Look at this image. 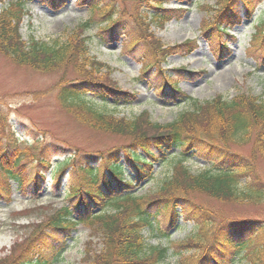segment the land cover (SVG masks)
Listing matches in <instances>:
<instances>
[{"label": "trees", "instance_id": "16d2710c", "mask_svg": "<svg viewBox=\"0 0 264 264\" xmlns=\"http://www.w3.org/2000/svg\"><path fill=\"white\" fill-rule=\"evenodd\" d=\"M81 1L91 7L89 19L64 41L45 42L23 38L25 0H0V54L18 67L60 75L51 87L34 92L33 100L55 93L60 108L76 122L128 142L98 156L77 149L57 161L51 169L56 187L68 177L63 204L29 226L0 264H55L57 233L79 225L90 234L85 264H264V219H235L196 200L201 195L223 204L264 205V174L259 168L264 160V98L241 92L231 99L219 95L204 103L195 100L191 109L168 123L152 121L148 111L132 119L117 116L108 110V98L117 104L130 103L135 97L121 89L107 64L91 55L90 37L85 34L93 25L102 43L117 41L122 33L133 44L148 40L156 55L142 72L156 66L162 92L169 85L181 98L186 95L166 74L162 62L169 54L191 52L195 41L163 47L149 31L154 22L162 25L178 17V10L164 7L168 0H127L129 7L123 11L117 5L120 0ZM242 1L250 16L261 0ZM238 2L216 0L203 30L226 32L228 20H238ZM125 17L138 29L132 36L120 31ZM259 41L264 43V20L252 36L254 46ZM261 49L264 52V46ZM14 134L7 114L0 111V197L6 201L11 200L12 181L26 193L32 185L42 184L52 165L50 147L40 138L21 148ZM245 146H250L248 158L232 150ZM189 153L204 158L208 165L192 171L185 163ZM174 154L178 156L170 159V175L155 190L139 195L143 182L154 178L156 165ZM123 157L132 174L125 173ZM178 208L194 228L186 239L175 241L170 232L179 226ZM152 237L156 244L149 243ZM170 256L177 258L174 263L166 261Z\"/></svg>", "mask_w": 264, "mask_h": 264}, {"label": "rangeland", "instance_id": "374dc122", "mask_svg": "<svg viewBox=\"0 0 264 264\" xmlns=\"http://www.w3.org/2000/svg\"><path fill=\"white\" fill-rule=\"evenodd\" d=\"M215 2L170 0L165 6L178 9V17L162 25L157 22L150 25L149 31L163 47L195 40L191 52L169 54L162 62L166 74L174 76L178 87L186 95L182 98L176 96L169 85L162 92V79L155 75L156 66L145 74L142 72L144 64L156 55L148 40L141 39L133 44L132 38L122 33L118 41L102 43L97 37L96 25L86 32L85 35L90 37L91 55L106 63L111 69V77L121 89L135 97L130 103L117 104L108 98L109 111L129 119L148 111L152 121L168 123L180 112L191 109L194 100L203 103L217 95L231 99L241 92L264 98V52L261 49L264 43L259 41L258 46H254L251 40L256 26L264 20V0L258 3L250 16L246 4L240 3L238 20H228L227 23L232 26L227 32L206 33L202 24L212 14L209 7ZM117 5L123 11L128 9L129 1L120 0ZM25 7L28 14L22 22L21 33L26 41L31 37L45 42L55 39L64 41L71 30L91 16L90 5L81 0H25ZM124 24L121 32L128 31L132 36L138 30L130 18L125 17ZM105 70L103 68L102 72ZM59 77L18 67L0 54V111L7 114L8 122L13 126V138L17 140L19 137L18 146L25 148L40 138V143L50 147L52 165L49 169H52L57 161L77 149L98 156V152L106 153L128 142L125 137L95 132L76 122L60 108L55 93L33 100L34 92L51 87ZM55 143L61 145L60 151L54 150ZM232 150L247 158L250 156V146L234 147ZM172 156L164 164H157L154 178L144 182L138 194L155 190L170 175L171 160L174 161L178 155ZM185 157V163L192 171L208 165L204 158L196 154L189 153ZM121 160L124 162L125 157ZM124 165L125 173L131 174L133 169L125 162ZM259 168L264 174V160L259 162ZM67 183L68 177L57 188L48 171L42 185H32L24 193L13 181L11 200L0 197V259L9 255L14 243L28 233L29 226L43 220L53 208L61 207L64 202L62 189ZM196 200L235 219H264V205L223 204L201 195H197ZM182 214L180 227L171 231L174 240L186 238L193 229V224L185 221ZM57 237L59 249L55 264H85L84 250L90 239L87 228L77 226L57 233ZM149 243L156 244L157 239L152 237ZM176 259L170 256L166 261L174 263Z\"/></svg>", "mask_w": 264, "mask_h": 264}]
</instances>
